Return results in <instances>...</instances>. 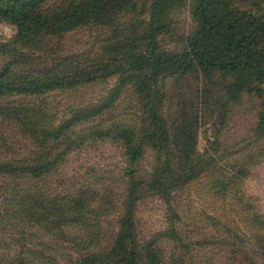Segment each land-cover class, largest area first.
Here are the masks:
<instances>
[{
	"label": "rangeland",
	"instance_id": "374dc122",
	"mask_svg": "<svg viewBox=\"0 0 264 264\" xmlns=\"http://www.w3.org/2000/svg\"><path fill=\"white\" fill-rule=\"evenodd\" d=\"M81 1L48 0L36 12ZM152 3L111 5L23 43L0 21L5 82L81 75L65 90L0 96V264H248L235 246L250 248L242 235L253 215L264 222V93L232 101L218 73L152 69V55L184 52L198 31L196 0L174 1L146 52ZM235 3L264 18V0ZM164 130L172 147L181 130L195 145L191 167L174 153V176L154 147L159 131L168 145Z\"/></svg>",
	"mask_w": 264,
	"mask_h": 264
},
{
	"label": "trees",
	"instance_id": "16d2710c",
	"mask_svg": "<svg viewBox=\"0 0 264 264\" xmlns=\"http://www.w3.org/2000/svg\"><path fill=\"white\" fill-rule=\"evenodd\" d=\"M48 0H0V21L15 25L18 30L16 42L23 43L31 39L47 34H57L70 31L83 26L88 21L105 15L111 5H129L137 8V0H82L79 3H71L61 10L53 12L50 16L36 12V9ZM148 1V0H147ZM153 3L150 10V22L148 34L146 35V52L154 47L157 34L163 31V22L168 8L174 1L178 0H151ZM194 18L198 24V31L190 36L187 41L186 50L180 53L162 52L152 55L149 59L151 67L157 70L170 71L174 76L195 73L211 75L218 73L230 83L226 87L230 100L236 101L244 92L263 94L264 91L259 84H264V18L253 15L248 11L237 7L235 0H196ZM1 51V47H0ZM81 75L61 76L55 75L52 78L43 80L25 78L7 83L0 76V96L6 92L13 94H34L44 95L57 90H65L67 87L81 81ZM27 83H22L26 82ZM23 85V86H22ZM153 118L163 121L156 113ZM260 130H264V117L259 123ZM175 134V147H172L171 132H165V138L169 140L168 145H163V132L158 133L154 140V147L157 151L167 156V174L175 175V169L171 168L177 151L180 152L183 162L191 167V157L195 155V145L191 140H185L184 130ZM169 135V136H168ZM143 138H148L147 134ZM183 140L185 142H179ZM153 141V140H152ZM177 144V148H176ZM130 150H136L131 144ZM135 157L132 158V160ZM52 166L45 165L46 169ZM29 168L23 166L18 168L22 172L38 174L40 171L35 166ZM44 167V168H45ZM183 167V166H182ZM43 169V168H42ZM204 169L200 170V173ZM210 169L204 171L208 172ZM189 170L185 172L188 174ZM193 173V172H192ZM183 178L189 176L180 175ZM191 179V178H189ZM220 192L225 193V185L218 182ZM245 228L248 235V245L245 251L235 246V253L241 254L248 264H257L252 247L255 245L260 249L261 258L264 259V222L257 215H253ZM234 240H240L237 233L226 228ZM257 239V240H256ZM243 241V240H240ZM136 264V263H134Z\"/></svg>",
	"mask_w": 264,
	"mask_h": 264
}]
</instances>
